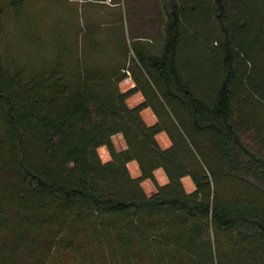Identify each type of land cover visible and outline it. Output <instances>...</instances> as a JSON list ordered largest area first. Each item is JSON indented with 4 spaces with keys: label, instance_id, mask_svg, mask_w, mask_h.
Masks as SVG:
<instances>
[{
    "label": "trees",
    "instance_id": "1",
    "mask_svg": "<svg viewBox=\"0 0 264 264\" xmlns=\"http://www.w3.org/2000/svg\"><path fill=\"white\" fill-rule=\"evenodd\" d=\"M160 1V54L137 45L107 74L78 53L26 65L0 49V264H264V0Z\"/></svg>",
    "mask_w": 264,
    "mask_h": 264
},
{
    "label": "rangeland",
    "instance_id": "2",
    "mask_svg": "<svg viewBox=\"0 0 264 264\" xmlns=\"http://www.w3.org/2000/svg\"><path fill=\"white\" fill-rule=\"evenodd\" d=\"M25 1L18 15L8 6L11 0H0V12H4L0 19V49L5 62H21L26 65L51 62L59 51H64L65 61L70 62L71 57L75 58L78 53L84 62H93L102 73L107 74L115 69V62H132L133 48L137 45L151 53L160 54L166 20L160 0ZM91 28L96 35L95 46L89 42ZM82 32L84 35L80 36ZM200 52H203L201 48L187 38L182 48L181 65L185 74L194 81L200 76ZM133 86L134 82L129 76L119 84L123 93ZM143 100V95L138 94L130 99L129 104L135 107ZM143 117L148 125L156 123V117L150 109L143 112ZM112 140L119 150H126L121 135L114 136ZM158 141L163 148L171 145L166 134L159 135ZM99 154L104 162L110 160L106 148L99 149ZM129 169L134 178L140 177L137 163L129 164ZM155 177L160 186L168 183L163 170L156 171ZM183 182L188 192L194 191L193 182L189 178ZM142 186L149 196L156 193L157 188L153 182L145 181ZM70 261L66 264H75Z\"/></svg>",
    "mask_w": 264,
    "mask_h": 264
},
{
    "label": "crops",
    "instance_id": "3",
    "mask_svg": "<svg viewBox=\"0 0 264 264\" xmlns=\"http://www.w3.org/2000/svg\"><path fill=\"white\" fill-rule=\"evenodd\" d=\"M134 87V86H133Z\"/></svg>",
    "mask_w": 264,
    "mask_h": 264
}]
</instances>
